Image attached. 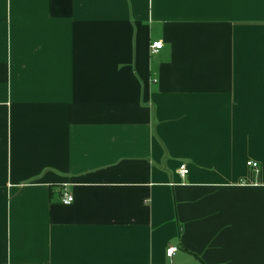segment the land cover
Returning a JSON list of instances; mask_svg holds the SVG:
<instances>
[{
	"label": "crops",
	"instance_id": "obj_1",
	"mask_svg": "<svg viewBox=\"0 0 264 264\" xmlns=\"http://www.w3.org/2000/svg\"><path fill=\"white\" fill-rule=\"evenodd\" d=\"M0 264H264V0H0Z\"/></svg>",
	"mask_w": 264,
	"mask_h": 264
},
{
	"label": "built area",
	"instance_id": "obj_2",
	"mask_svg": "<svg viewBox=\"0 0 264 264\" xmlns=\"http://www.w3.org/2000/svg\"><path fill=\"white\" fill-rule=\"evenodd\" d=\"M163 47H164V43L163 42H155V43H153L151 45V53L153 55L158 54L163 49ZM248 166L249 167H252V168H254L256 170L258 169V164L253 163V162L248 163ZM179 173H180V175L182 177H186L189 174L188 167L186 165L181 166ZM62 202H63L64 205H67V206L73 204V202H74L73 195L65 192L63 194V197H62ZM178 251H179L178 250V247H176V246H170L167 249L166 255H167L168 258L172 259L174 257V255Z\"/></svg>",
	"mask_w": 264,
	"mask_h": 264
}]
</instances>
